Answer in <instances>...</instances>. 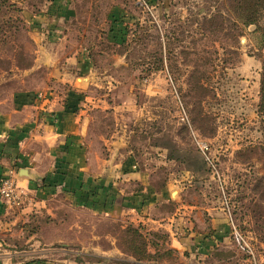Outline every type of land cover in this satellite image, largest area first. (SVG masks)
Returning a JSON list of instances; mask_svg holds the SVG:
<instances>
[{"label": "rangeland", "instance_id": "374dc122", "mask_svg": "<svg viewBox=\"0 0 264 264\" xmlns=\"http://www.w3.org/2000/svg\"><path fill=\"white\" fill-rule=\"evenodd\" d=\"M235 2L68 0L62 7L48 0H0V95L60 96L67 84L52 82L37 63L38 46L56 53L58 64L68 54L80 56L84 47L92 73L74 66L70 77L88 76L82 94L97 102L88 108L93 146L105 147L99 137L116 139L149 172L153 186L174 180L181 202L196 206L179 209L186 235L196 224L210 234L211 218L220 229L225 223L230 228L226 203L233 225L264 259V113L258 109L264 16L245 25ZM191 130L208 143L207 159L192 143ZM66 208L60 204L53 217L38 216L28 231L40 224L46 247L63 249L70 259L94 261L83 250L112 239L122 251L131 249L129 243L140 251L127 227H139L153 261L172 256L154 244L167 240L162 231ZM160 209L172 212L174 204Z\"/></svg>", "mask_w": 264, "mask_h": 264}, {"label": "crops", "instance_id": "0c3cea01", "mask_svg": "<svg viewBox=\"0 0 264 264\" xmlns=\"http://www.w3.org/2000/svg\"><path fill=\"white\" fill-rule=\"evenodd\" d=\"M48 1L62 7L68 5V0ZM39 16L41 21L42 15ZM43 48L44 45L38 46L37 63L47 68L52 82L67 84L63 94L49 96L44 92L46 99L37 98L40 91L0 95V177L12 170L17 184L26 191L25 200L18 207L0 198V264H249L231 237L227 223L225 230L220 229L211 218L212 230L206 235L197 227L200 213L196 210V222L192 223L196 227L185 234L179 223V209L196 206L181 202L178 191L172 188L174 180L153 186L149 172L136 163L130 148L116 139L99 137L105 147L93 146V118L88 108L97 102L75 86L76 74L70 77L74 66L79 67L80 74L92 73L86 49L82 47L80 56L66 55L58 64L54 61L56 53ZM100 103L105 104L103 100ZM19 168H25L26 175L17 176ZM163 203L174 204V210L162 211ZM60 204L68 207L66 210L80 208L120 223L140 225L144 231H162L167 240L163 245L158 240L154 244L171 250L172 256L160 261H136L115 246L112 239L105 247L96 244L93 249L83 250L96 257L94 261L70 259L63 255V249L46 247L48 244L39 234L40 224L38 230L35 227L28 231L31 221L43 215L53 217ZM21 235V240L12 238ZM55 243L59 244H52ZM15 244L27 249L16 250ZM258 259L264 264L260 254Z\"/></svg>", "mask_w": 264, "mask_h": 264}, {"label": "built area", "instance_id": "2783aa9c", "mask_svg": "<svg viewBox=\"0 0 264 264\" xmlns=\"http://www.w3.org/2000/svg\"><path fill=\"white\" fill-rule=\"evenodd\" d=\"M139 4H145V0H137ZM169 82H171L169 80ZM37 98L46 99V95L42 92L37 93ZM178 112L179 116L182 120L186 118L185 110L181 102H178ZM192 143L195 147L203 154L204 158L206 157V152L208 150V143L205 139L201 138L194 131L189 132ZM15 173L10 170L5 175L0 177V198L10 206L18 207L20 206L26 197V191L23 187L17 184ZM225 211H226V219L230 222V235L235 240L237 248L241 251L249 261V264H260L258 259V254L255 252L253 245L246 239V237L238 231V229L233 225L231 214L229 212V208L226 203Z\"/></svg>", "mask_w": 264, "mask_h": 264}, {"label": "trees", "instance_id": "16d2710c", "mask_svg": "<svg viewBox=\"0 0 264 264\" xmlns=\"http://www.w3.org/2000/svg\"><path fill=\"white\" fill-rule=\"evenodd\" d=\"M233 8L238 10V13L241 16V20L245 25L256 24L260 17L264 16V0H236L235 5H232ZM260 86H259V100H258V109L260 112L264 113V57L262 59L261 73H260ZM131 233L136 236V239L140 240L141 248L140 251L137 250L132 243L131 249L124 250L136 261L148 260L153 261L156 258L153 257L150 253L145 250V247L149 244V241H145V237L139 233V227H127ZM133 239L132 241L136 240ZM151 244V242H150ZM171 250L166 249L165 253H170ZM139 253V254H138ZM164 253V254H165ZM172 253V252H171ZM156 255V254H155ZM170 258V256H168Z\"/></svg>", "mask_w": 264, "mask_h": 264}, {"label": "water", "instance_id": "95a60500", "mask_svg": "<svg viewBox=\"0 0 264 264\" xmlns=\"http://www.w3.org/2000/svg\"><path fill=\"white\" fill-rule=\"evenodd\" d=\"M87 80H88V76H85V77H76L75 78V86L77 87H80V88H83V85H86L87 83ZM26 175V169L25 168H19L17 170V176H20V175Z\"/></svg>", "mask_w": 264, "mask_h": 264}]
</instances>
